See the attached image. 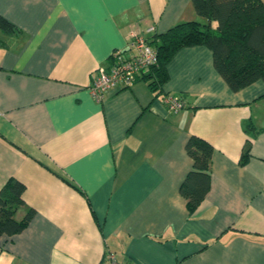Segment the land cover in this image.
<instances>
[{
  "label": "crops",
  "instance_id": "crops-1",
  "mask_svg": "<svg viewBox=\"0 0 264 264\" xmlns=\"http://www.w3.org/2000/svg\"><path fill=\"white\" fill-rule=\"evenodd\" d=\"M0 16L16 27L0 29V187L24 184L16 219L34 210L0 237V264H104L109 253L125 264H264V81L232 91L196 45L167 63L158 95L143 80L100 101L90 91L134 34L196 19L191 0H0ZM170 95L184 103L177 112ZM191 135L213 152L209 190L189 213L179 187Z\"/></svg>",
  "mask_w": 264,
  "mask_h": 264
},
{
  "label": "trees",
  "instance_id": "trees-1",
  "mask_svg": "<svg viewBox=\"0 0 264 264\" xmlns=\"http://www.w3.org/2000/svg\"><path fill=\"white\" fill-rule=\"evenodd\" d=\"M191 4L196 19L178 22L167 31L146 38L156 51V61L135 81L143 80L152 92L160 94L162 84L168 79L167 63L181 48L196 45H204L211 51L215 70L232 91L258 79L264 81V0H191ZM0 29L12 32L16 27L0 16ZM114 61L111 54L108 68ZM245 130L255 128L249 123ZM185 150L193 162L179 192L192 213L209 190L213 147L207 140L191 135ZM250 150L247 139L240 165L246 164ZM24 189V184L14 178L0 187V237L20 233L31 220L32 208L21 219L15 218L18 208L25 205Z\"/></svg>",
  "mask_w": 264,
  "mask_h": 264
},
{
  "label": "built area",
  "instance_id": "built-area-1",
  "mask_svg": "<svg viewBox=\"0 0 264 264\" xmlns=\"http://www.w3.org/2000/svg\"><path fill=\"white\" fill-rule=\"evenodd\" d=\"M114 64L106 69L99 68L90 83V91L96 101H100L108 89L129 87L136 78L147 71L156 61L155 49L147 43L146 37L134 34L125 50L114 51ZM172 112L180 110L184 103L177 96H167L165 99ZM104 264H125L116 260L113 254L105 257Z\"/></svg>",
  "mask_w": 264,
  "mask_h": 264
}]
</instances>
